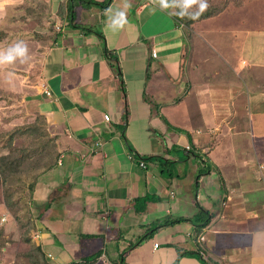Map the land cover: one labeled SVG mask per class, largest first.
Masks as SVG:
<instances>
[{"label": "crops", "instance_id": "crops-1", "mask_svg": "<svg viewBox=\"0 0 264 264\" xmlns=\"http://www.w3.org/2000/svg\"><path fill=\"white\" fill-rule=\"evenodd\" d=\"M67 1L0 0V27L7 18L13 26L11 32L0 30V47L23 40L28 49L26 59L8 64V70L37 83L22 92L28 93L38 115L59 137L57 163L39 178L34 191L37 206L52 201L40 215L38 244L55 264L81 262L86 252L81 243L95 240L101 243L93 253L101 252L96 264L99 260L117 264L123 257L126 264H264V190L258 184L263 194L253 193L254 199L243 190L250 182L244 177L251 175L244 168L253 158L230 168L232 162L214 157L224 143H231L235 155L240 148L235 137L241 113L234 106L238 95L229 88L234 82L217 78L221 71L207 59L209 53L194 55L196 71L183 62L189 49L184 29L171 8L158 7V0H113L107 9L77 4L68 28L57 16ZM26 4L52 13L48 20H41L44 16L39 18L38 11L33 18L19 16V7ZM116 9L126 11L128 23L113 31L106 22ZM81 10L90 12L85 20L98 18L100 32L94 29L96 22L88 27L77 21ZM67 12L64 19L69 21ZM107 51L118 61L107 58ZM42 86L52 91L51 98L43 94ZM199 104L204 107L202 118L195 111ZM126 111L130 118L124 125ZM217 133L225 136L216 138ZM148 158L154 160L151 168L145 162ZM192 163L199 167L195 174H200L197 190H192L197 205L201 181L203 190L207 184L225 188L222 199L216 192L207 199L208 205L206 201L202 205L206 218L200 216V222L198 215L184 210L172 187L180 175L191 178ZM233 170L235 176L229 178L227 172ZM237 170L243 175H236ZM218 172L222 174L217 179L213 175ZM56 191L61 196L49 201ZM146 197L152 199L146 210L137 211L135 200ZM160 203L167 206L159 207ZM47 230L53 237L66 235L55 241Z\"/></svg>", "mask_w": 264, "mask_h": 264}, {"label": "rangeland", "instance_id": "rangeland-1", "mask_svg": "<svg viewBox=\"0 0 264 264\" xmlns=\"http://www.w3.org/2000/svg\"><path fill=\"white\" fill-rule=\"evenodd\" d=\"M207 2L209 11L214 13L221 10V12L218 16L216 15L217 17L210 16L205 18L206 20L191 25V27L182 26L185 32L184 39L189 47L185 52L186 58L183 62H188L196 71L197 64L195 62L198 61V58H195L194 55L199 54L201 56L204 52L209 53L211 57L207 55V59L213 60L216 64L215 69L218 67V71H221L218 73L217 78H225L234 82L229 88L234 91L235 95H238L234 106L236 112L241 113L236 117L238 133H235V137L238 143H241L239 144L240 148H237L238 152L235 155L233 152L235 148L232 147L231 143H224V146H221L214 153V157L220 160L226 158L229 162H232L229 165L230 168L233 165L240 166L242 162L250 161L253 158L249 167L244 168L246 173L250 172L251 175L244 177V181L248 179L250 182L244 185L243 190L250 194L251 199H254L257 195L253 193L259 195V192L262 191L259 188L260 186L264 190V0H207ZM25 6L27 9L24 6L19 7V16L33 18L36 11H38L39 18L42 15L44 16L41 20H48L49 15L52 13L49 8H45L43 10L45 13H43L31 4ZM49 6L46 5L45 7ZM192 10H195V4ZM86 13L90 12L79 11L77 21L89 24L88 27L95 22L96 24L99 23L97 17H94L93 20H85L87 19ZM7 20L4 22L6 25L3 28L0 27V30L11 32L13 26ZM47 23L49 24V22ZM50 23L54 30L56 23L53 20ZM69 23L67 18L61 22L67 28L70 27ZM33 26L35 27V25ZM94 26L96 31H101L99 24ZM38 31H40V27H38ZM4 48V46L0 47V49ZM8 66L10 65H0V264H43L46 260L50 264H55L56 261L45 253L44 248L42 249L44 258L38 255L36 251V247L42 248V245L38 244V241L41 240L38 233L42 231L38 213L42 212L43 205L36 206L37 201L32 188L34 186L35 190L41 177L38 174L46 168L52 170L50 167L53 163V157L58 153L57 142L59 137L56 135L58 132L55 133L53 130H49L46 120L38 115V110L31 105V98L27 97L28 93L22 92L23 87L30 86L28 88L32 90L37 83H29V79H26V77H21L16 73L13 74L8 70L11 69ZM22 69L25 73L29 70L26 66H21L20 70ZM206 76L211 78V74L206 73ZM212 81L217 82L215 77L212 78ZM229 84L232 83L229 82ZM44 88L45 86H42L43 94L47 98H51L52 91L48 86ZM219 88L224 90L221 86ZM45 91L50 92V96L46 95ZM198 106L195 111L196 114L199 113V118H202V116L204 117L202 111L204 107L202 104ZM192 114L193 111L191 110L188 116L189 123H191V117H195ZM240 115H244V117ZM128 117L129 115L125 118ZM205 118H207L206 115ZM171 127L175 129L176 126L172 125ZM28 128L32 129L28 130ZM40 129L44 136L39 133ZM54 133L55 135H53ZM224 136L223 133H217L215 137L221 138ZM189 143H192L191 139ZM168 148L173 149L170 145ZM243 151H246V153H240ZM45 157L47 158L45 159ZM152 161L154 160L149 158L145 161L149 168L152 167ZM190 167L194 170L191 173V178L185 179L183 171L180 180L172 187L181 200L180 204H185L184 210L188 211L189 209L191 211L190 216L198 215L197 218H199L200 216L203 217L200 209H203L202 205L205 201L206 206L209 204L207 199L215 196L216 192L220 193L218 196L219 199H222L225 188L221 185L211 186L207 184L209 188L203 190L205 182L201 181L199 183L200 190H198L202 191L199 196V204L201 205L199 207V204L197 205L192 199V190H197L200 180V174H195L199 167L195 163H192ZM234 170L231 173L227 172L229 178L231 175L235 176ZM174 171H176V168ZM237 172L239 173V170ZM237 172L236 175H243ZM221 174V172H218L217 175L213 176L218 179L221 178ZM239 181L241 182V179ZM207 182L210 183L211 181L207 180ZM258 184L259 187H257ZM219 187H221L220 190H218ZM59 196L61 194L56 191L50 196L49 201L57 199ZM66 205V209H69V204ZM161 206L167 205L160 203L159 207ZM196 207L198 208L195 209ZM52 210L55 214V208ZM261 222L264 223V217ZM63 224L66 226V222ZM45 234L51 235V238L55 241L63 240V236L66 235V233H58L53 237L52 232L48 230L45 231ZM261 238L263 245L264 235ZM46 239H48V236ZM99 243L100 240L94 242L83 241L81 245L86 249V252L82 253L84 257L92 256L91 254L97 251L96 248L99 247ZM262 248L264 249V245ZM50 251L52 255H57L54 249ZM203 253L205 252L203 251ZM74 263L78 262L74 260ZM98 263L109 264L105 260L103 262L99 260ZM210 264L215 263L210 261Z\"/></svg>", "mask_w": 264, "mask_h": 264}, {"label": "trees", "instance_id": "trees-1", "mask_svg": "<svg viewBox=\"0 0 264 264\" xmlns=\"http://www.w3.org/2000/svg\"><path fill=\"white\" fill-rule=\"evenodd\" d=\"M112 1L113 0H106L105 2H103V3H96L94 0H68L66 3H64V5H62L61 7H60V10H59V12H57V16H58V18H60V21L62 22V21H64V14H66V10L68 11L67 12V17L69 18V26L71 25V26H73V21L74 20H72V18H74V16H75V12H74V9H75V5L77 6V4H83V5H92V6H99V7H101L102 9H107L109 6H110V4L112 3ZM172 9V13L174 12V11H176V9L175 8H171ZM220 12H221V10L219 11V10H217L216 12H214L213 13V11H209L208 9L203 13V14H201L197 19H195V20H192V19H189V18H187V17H183V18H181V17H177V16H175L174 14H173V17H174V19H175V21H176V23L179 25V26H183V25H185V26H188V27H191V25H194V24H196L197 22H200V21H203V20H206L205 18H208V17H210V16H218L219 14H220ZM214 14V15H213ZM216 16V17H217ZM238 32V31H237ZM107 58L109 57L110 59H113V58H115V60H117L118 61V58L116 57V56H113L114 55V52H110V51H107ZM111 65H112V67H115V64L114 63H111ZM118 77H119V79L122 81L123 80V75H122V72L120 71V69H119V71H118ZM125 94V93H124ZM125 99H126V97H125ZM128 115V112L126 111L125 113H124V116H123V120H124V125H125V123H126V116ZM29 129H32V128H28V130ZM38 132V131H37ZM39 133H41V134H43V132H42V130L40 129L39 130ZM43 136H44V134H43ZM52 153V152H51ZM47 157H48V154H47ZM47 157H45V159L47 158ZM57 159H58V155L56 154L54 157H53V160H52V165H51V169H53V167H54V165L57 163ZM149 159H152V158H149ZM10 170H13V169H10ZM50 171V169H48V168H46V170H44L43 172H41L40 174H38V175H43V174H45V173H47V172H49ZM37 186V185H36ZM36 188V187H35ZM34 186H33V188H32V192L34 193ZM152 199L150 198H148V197H146V198H140V199H137V200H135V205H137V211H145L146 210V205H147V203H149L150 201H151ZM51 204H52V201L51 202H49V203H47V204H45L43 207L45 208V209H49L50 207H51ZM36 206H37V204H36ZM43 210V209H42ZM43 214V211L42 212H39L38 213V217H39V219L38 220H40V215H42ZM202 214H203V217H204V219L206 218V216H205V214L202 212ZM203 219V218H202ZM201 221V218H197V222H200ZM206 224H208V223H206ZM202 228H204V226L202 225L201 227H199V229L201 230ZM132 247H134V245L132 246ZM36 251H37V253H38V255H41V257L42 258H44V252H42V248H39V247H36ZM101 255V252H99V253H96V254H94V255H92V256H90V257H88V258H85V259H83L82 260V262H78V263H72V264H96L97 263V260H98V258H99V256ZM43 264H50L47 260L46 261H44V263ZM117 264H126V262H125V258L123 257L121 260H119V262L117 263Z\"/></svg>", "mask_w": 264, "mask_h": 264}, {"label": "clouds", "instance_id": "clouds-1", "mask_svg": "<svg viewBox=\"0 0 264 264\" xmlns=\"http://www.w3.org/2000/svg\"><path fill=\"white\" fill-rule=\"evenodd\" d=\"M195 4V10L193 5ZM160 9L175 8L172 14L177 17H187L195 20L208 8L207 0H158ZM128 23L127 14L124 9H116L107 17L106 27L115 31L123 28ZM27 46L23 40H16L4 49H0V65L12 64L20 60L23 62L27 57ZM190 151V149H187ZM186 150V151H187Z\"/></svg>", "mask_w": 264, "mask_h": 264}, {"label": "built area", "instance_id": "built-area-1", "mask_svg": "<svg viewBox=\"0 0 264 264\" xmlns=\"http://www.w3.org/2000/svg\"><path fill=\"white\" fill-rule=\"evenodd\" d=\"M45 94L48 95V96H50L51 93L48 92V91H46ZM105 120H106V121H109V120H110V117H109V116H105ZM140 165H141L142 168H146V167H145V164H144L143 162H141ZM202 240H203V239H202ZM157 246H158V245H155V247H157Z\"/></svg>", "mask_w": 264, "mask_h": 264}]
</instances>
